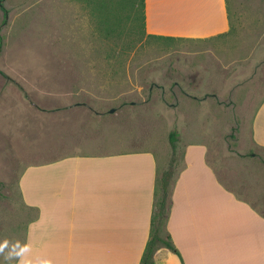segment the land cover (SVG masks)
I'll return each instance as SVG.
<instances>
[{
    "label": "rangeland",
    "instance_id": "obj_1",
    "mask_svg": "<svg viewBox=\"0 0 264 264\" xmlns=\"http://www.w3.org/2000/svg\"><path fill=\"white\" fill-rule=\"evenodd\" d=\"M228 2L229 33L165 40L131 18L106 35L86 0H3L0 248L30 218L23 170L81 150L153 151L160 175L174 171L170 203L185 146L203 142L222 182L264 214V148L243 124L264 99V0Z\"/></svg>",
    "mask_w": 264,
    "mask_h": 264
},
{
    "label": "crops",
    "instance_id": "obj_2",
    "mask_svg": "<svg viewBox=\"0 0 264 264\" xmlns=\"http://www.w3.org/2000/svg\"><path fill=\"white\" fill-rule=\"evenodd\" d=\"M231 29L228 0H146L149 34L206 39ZM243 124L264 148V99ZM208 153L203 142L185 146L162 233L176 250L160 247L155 263L264 264V214L222 182ZM159 176L151 150H81L27 166L19 187L30 218L18 243L0 248V264H141Z\"/></svg>",
    "mask_w": 264,
    "mask_h": 264
},
{
    "label": "trees",
    "instance_id": "obj_3",
    "mask_svg": "<svg viewBox=\"0 0 264 264\" xmlns=\"http://www.w3.org/2000/svg\"><path fill=\"white\" fill-rule=\"evenodd\" d=\"M88 5L93 6L99 17L97 24L100 30H103L106 35H115L121 33L123 27V20L131 18L133 27L148 36L155 38L173 40V36L149 34L146 30V0H86ZM0 7L5 13V20L7 19V10L3 5V0H0ZM2 37L0 36V50L2 48ZM4 76L8 75L0 71ZM173 144L176 140V131L171 133ZM173 169H168L159 176L157 185V201L153 212L152 218V231L151 237L146 246L142 263L141 264H156L155 254L156 251L166 246L172 250H176L171 236L167 237L162 235L163 229L166 227L169 217L171 204L168 202L170 194V185L173 178ZM159 186L161 189V198L159 199L158 192Z\"/></svg>",
    "mask_w": 264,
    "mask_h": 264
},
{
    "label": "water",
    "instance_id": "obj_4",
    "mask_svg": "<svg viewBox=\"0 0 264 264\" xmlns=\"http://www.w3.org/2000/svg\"><path fill=\"white\" fill-rule=\"evenodd\" d=\"M115 110H116V109L114 108V109L111 110V112H115Z\"/></svg>",
    "mask_w": 264,
    "mask_h": 264
}]
</instances>
